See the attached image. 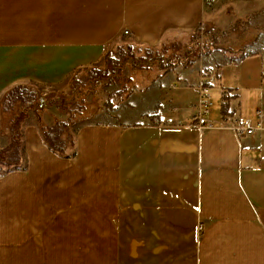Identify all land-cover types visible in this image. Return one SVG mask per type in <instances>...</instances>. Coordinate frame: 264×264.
<instances>
[{
	"label": "crops",
	"instance_id": "0c3cea01",
	"mask_svg": "<svg viewBox=\"0 0 264 264\" xmlns=\"http://www.w3.org/2000/svg\"><path fill=\"white\" fill-rule=\"evenodd\" d=\"M214 4L0 0V97L17 84L44 95L70 86L118 40L155 46L202 22L235 39L249 33L235 19L217 28ZM253 36L228 44L244 50L234 58L210 53L113 110L98 106L73 125V156L48 149L29 112L22 166L0 170V264H264V31ZM202 74L215 75L205 130L194 119ZM258 106L253 135L221 120L226 109L255 123ZM44 112L45 126L66 118Z\"/></svg>",
	"mask_w": 264,
	"mask_h": 264
},
{
	"label": "trees",
	"instance_id": "16d2710c",
	"mask_svg": "<svg viewBox=\"0 0 264 264\" xmlns=\"http://www.w3.org/2000/svg\"><path fill=\"white\" fill-rule=\"evenodd\" d=\"M172 33H168L166 38L155 46L129 40L147 49L155 50L161 47L160 56L148 60H135L129 50L130 46L124 47L125 44L130 45L129 41L123 39L116 41L106 53L101 66L85 69L83 76H77L72 81L69 86L72 91L71 96L58 92L44 95L25 84L10 87L1 101V114L8 117V143L4 148H0V170L5 172L22 166V133L29 112L36 114L41 137L48 149L56 155L70 157L75 153V141L73 133L71 134L73 125L89 120L93 115V112H86L88 108V103L84 100L86 94L95 95L98 88L109 84L119 85L120 88L114 94L115 102L109 104L111 109H115L132 89L145 87L151 79L166 74L176 66L189 67L196 59L213 52H221L230 58H234V54L238 51L244 52V50L234 51L228 46L219 45L217 38L225 33L208 26L204 30L203 22L195 30ZM186 37H189V42H181V39ZM201 40L203 47L199 51ZM204 40H206L205 48ZM128 67L134 71L141 70L139 83H134L132 76L123 75L125 68ZM138 79L137 76L135 81ZM127 84L130 85L129 88L125 87ZM51 106L57 107L59 111L66 114V118L63 121L57 120L52 126H45L41 121L40 113Z\"/></svg>",
	"mask_w": 264,
	"mask_h": 264
},
{
	"label": "rangeland",
	"instance_id": "374dc122",
	"mask_svg": "<svg viewBox=\"0 0 264 264\" xmlns=\"http://www.w3.org/2000/svg\"><path fill=\"white\" fill-rule=\"evenodd\" d=\"M212 0H208L209 4L212 3ZM209 6V5H207ZM227 6H231L227 7ZM211 11H213V14L215 16L212 17L214 23L216 24L217 28L227 30L231 24L234 22V19L237 20L234 24L244 26L245 30H248L249 33H244L241 36H237L235 39L234 35H220L217 38V42L219 45L228 46L235 45L239 42V44H245L247 41L251 40V38L255 37L253 36L255 33H259L260 31H264V0H215V4L213 7L211 6ZM207 26H204V30H206ZM243 28V27H242ZM226 32V31H225ZM251 32V33H250ZM125 40V39H124ZM129 41V40H126ZM181 42L186 43L189 42V37L182 38ZM130 45L125 44V48H129L130 52L132 53L134 59H152L154 57H159L161 53V47L155 50L147 49L145 47L140 46L137 43H132L129 41ZM202 40L200 41L201 47H198L199 51L202 49ZM206 47V40H204V48ZM181 52V50H180ZM164 55V54H163ZM206 55L201 56L199 59H196V61L199 63L201 62L202 58ZM201 59V60H200ZM196 61L194 63H196ZM141 71V70H140ZM140 71H134L130 67L125 68L123 75L125 77L132 76L133 82L139 83L140 80ZM85 74V71L83 72V76ZM138 76V80L135 81V78ZM126 88H129L130 85L127 84L125 86ZM120 88L119 85L115 84H109L103 87H100L96 90L95 95L88 93L85 95L84 100L88 103V108L86 109V112L88 113H94L96 108L104 109L105 111L113 110L110 108L109 104L112 102H115L114 94L115 90H118ZM63 93L67 96L72 95L71 88L67 85L59 86L56 90L52 91ZM3 95L0 97V146L3 147L4 143L8 138L7 136V120L8 117L6 115L1 114V101H2ZM48 109V108H47ZM46 109V110H47ZM45 110V111H46ZM41 116L46 114L44 111H42ZM62 114H64L62 112ZM29 116V114H28ZM66 116V114L64 115ZM28 119V117H27ZM26 119V121H27ZM37 120V117H36ZM58 119H55V122ZM4 141V142H3Z\"/></svg>",
	"mask_w": 264,
	"mask_h": 264
},
{
	"label": "built area",
	"instance_id": "2783aa9c",
	"mask_svg": "<svg viewBox=\"0 0 264 264\" xmlns=\"http://www.w3.org/2000/svg\"><path fill=\"white\" fill-rule=\"evenodd\" d=\"M215 3V0L211 1ZM123 35H127L128 31L124 30ZM215 81L214 74H202L200 77V82L197 86L198 99L197 103L194 104L195 115L194 119L196 120V126L199 129L205 130L212 127L209 121L204 122L205 117L210 113L212 108V101L210 96V86ZM222 115V122L227 124L238 136H247L253 135L254 133L260 131L263 127V111L260 106L256 109V121L253 123V120L250 118L245 119H236L231 113L224 109Z\"/></svg>",
	"mask_w": 264,
	"mask_h": 264
}]
</instances>
